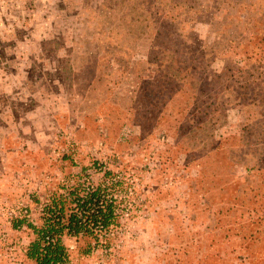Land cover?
Instances as JSON below:
<instances>
[{"label":"rangeland","instance_id":"374dc122","mask_svg":"<svg viewBox=\"0 0 264 264\" xmlns=\"http://www.w3.org/2000/svg\"><path fill=\"white\" fill-rule=\"evenodd\" d=\"M75 187L65 264H264V0H0V264Z\"/></svg>","mask_w":264,"mask_h":264},{"label":"trees","instance_id":"16d2710c","mask_svg":"<svg viewBox=\"0 0 264 264\" xmlns=\"http://www.w3.org/2000/svg\"><path fill=\"white\" fill-rule=\"evenodd\" d=\"M102 192L103 189L97 187L82 194V190L75 187L66 195H56L48 208L50 217L44 228L37 229L28 224L37 234L29 247L28 258L36 264H65L69 254L64 236H94L98 239L102 230H109L119 218L116 212L118 203L114 198H103ZM69 204L75 205L70 214L66 208ZM24 223L22 220L19 227Z\"/></svg>","mask_w":264,"mask_h":264}]
</instances>
